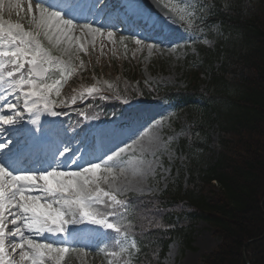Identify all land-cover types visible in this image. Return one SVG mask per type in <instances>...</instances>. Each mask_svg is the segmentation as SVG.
<instances>
[{
	"label": "snow or ice",
	"instance_id": "1",
	"mask_svg": "<svg viewBox=\"0 0 264 264\" xmlns=\"http://www.w3.org/2000/svg\"><path fill=\"white\" fill-rule=\"evenodd\" d=\"M178 2L185 11L176 18L189 29L212 8L204 0ZM92 7H102V0H93ZM161 7L173 15L172 9ZM35 10L37 14L29 21L34 31H25L19 23L0 20V42L7 46V50L0 51V57L11 65L6 76L0 71V264H15L6 258V252L17 253V250L21 264L25 261L61 264L65 255L74 250L70 238H75L77 229L70 230V226L81 223L112 230L127 240L130 225L122 223L123 213L132 201L125 194H143L145 181L155 171L154 162L147 160L145 154L154 156L158 147L167 143L158 134L149 136V130L156 127L149 122L129 137L130 142L109 149L103 156L92 158V147L81 150L62 141V150L57 145L50 152V159L48 156L32 159L33 152L50 142L53 134L40 124L37 114L61 115L53 106L52 94L58 97L64 81L72 75L71 66L54 58L39 38L41 35L49 41L55 38L59 45L63 40H73L72 33L76 31L94 38L103 36L105 27H112L94 26L96 21H89L82 0H61L59 4L35 0ZM27 11L33 13L31 2ZM106 35L111 40L114 32L109 30ZM133 39L136 45L144 43L143 37ZM120 40L124 41L125 37L121 36ZM83 50L80 45L75 51ZM64 52L70 57L75 54L71 48ZM4 67L0 63V69ZM51 69H58L61 75L48 82ZM100 91L88 88L79 99L95 97ZM76 99L73 96L71 103H76ZM145 137L147 144L143 142ZM17 162H30V165L19 167ZM46 236L59 239H37ZM113 239L116 241V237ZM129 247L138 251L134 239L120 251L127 252Z\"/></svg>",
	"mask_w": 264,
	"mask_h": 264
},
{
	"label": "trees",
	"instance_id": "2",
	"mask_svg": "<svg viewBox=\"0 0 264 264\" xmlns=\"http://www.w3.org/2000/svg\"><path fill=\"white\" fill-rule=\"evenodd\" d=\"M214 1L211 17L220 21L225 37L215 49L203 47L204 58L187 73L191 79L208 73L210 86L201 92L188 85L181 99L202 96L198 109L206 112L203 124H217L219 153L204 167L192 149L188 187L181 180L166 200L194 207L221 238L204 264H246V242L264 231V0ZM246 253L251 264H264V238L250 243Z\"/></svg>",
	"mask_w": 264,
	"mask_h": 264
},
{
	"label": "rangeland",
	"instance_id": "3",
	"mask_svg": "<svg viewBox=\"0 0 264 264\" xmlns=\"http://www.w3.org/2000/svg\"><path fill=\"white\" fill-rule=\"evenodd\" d=\"M173 6L180 7V3L177 1V3H174ZM7 7L8 6H6V8ZM23 9H25V6H23ZM20 10L21 8L19 6L14 9L12 8V12H7L4 16L8 17V19L12 21H16L17 23H23V20L18 18ZM181 11L184 13L185 9ZM35 14L37 13L34 12L29 15L26 13L24 14V18L27 19L28 16H30L31 20L32 15ZM163 21L168 23L167 20ZM28 31H34L33 27L31 26ZM78 36L80 35L75 36V46H72V43H75L73 40H63L59 45H57L55 38L49 41L45 37L43 39L42 36V40L53 49L55 53L52 54V56L54 58H58L59 60L66 62L71 67L75 62H78L76 61L77 59H81L80 55H84V53L87 54V52L91 49L95 50V53L98 54V61L94 56L91 57L92 65L95 66L98 64L101 68L106 60H111L112 55L116 56L118 54L117 51L113 50L114 48L118 49V47L115 46V40H113L111 44L109 43L110 45L108 44L101 47V43L96 44L91 37L86 36L79 39ZM183 37L184 40L182 42H178L170 46H160L154 43L141 45L144 49L143 59H141L143 74L148 81L160 83L161 85H175L180 83L183 73V61L190 52H195L193 45L194 42L192 40L194 34L187 32L186 35L183 34ZM202 42L206 45H213L214 36L211 34L204 35L202 37ZM80 45H83L84 50L75 51L79 49ZM131 45L133 46L134 44ZM148 45H152L153 47L149 48ZM68 48L74 50L75 54L71 57L66 55L64 52V49ZM149 107L151 108V111L160 115L155 119V121H153V125H156V127L149 130V136L158 134L161 141H166L167 143L166 145L158 147L154 156L151 153L145 154V158L147 160L154 162L155 171L153 174L149 175L145 181L143 185L145 191L143 194H158L163 192L174 180L176 176V169L174 165L181 163L184 159V154L180 149H178V143L189 136L190 130L186 115L183 112L172 114V110L170 108L171 106H168V103L164 102L159 105L153 104ZM148 120L152 119L149 117ZM122 121H127V119L122 118ZM144 125L148 124L134 122L123 127L121 131L118 130L120 135L114 140L115 143L113 146H122V143L125 141L130 142L129 137H131L133 133L140 130ZM215 131L212 132L213 139L210 144V149L204 154L206 164L211 162L217 154L218 137ZM113 134H115V132H113ZM112 142L113 141H111V143ZM143 142L147 144L148 137H145ZM193 231L194 249L182 250L179 241H174L171 243L169 252L165 257L166 264H202L204 255L209 253L211 250L216 249L220 239L215 235L214 231L206 221L199 220L193 228ZM130 243L131 241L128 242L129 245ZM86 259L87 258H85V260ZM25 264H28V262L25 261Z\"/></svg>",
	"mask_w": 264,
	"mask_h": 264
},
{
	"label": "bare ground",
	"instance_id": "4",
	"mask_svg": "<svg viewBox=\"0 0 264 264\" xmlns=\"http://www.w3.org/2000/svg\"><path fill=\"white\" fill-rule=\"evenodd\" d=\"M30 2L33 5V10H35V3L33 4L32 0H0V4H2V7H0V11H1L2 14H5L7 12L11 13L12 12V8L14 9L15 7H18V6L22 7V5L25 4L27 8L25 10H23V12H24V11H27L28 4ZM10 5H11V7H10ZM6 6H8V7L6 8ZM23 12H22V10H20L18 18L23 20L25 23H27V20L24 19V13ZM11 16H13V15H11ZM19 24H21L22 26H25L24 23H19ZM79 32L80 31H76V32L72 33V36L78 34ZM72 46H75V43H72ZM263 238H264V231L261 233L260 236H258V240H261Z\"/></svg>",
	"mask_w": 264,
	"mask_h": 264
},
{
	"label": "water",
	"instance_id": "5",
	"mask_svg": "<svg viewBox=\"0 0 264 264\" xmlns=\"http://www.w3.org/2000/svg\"><path fill=\"white\" fill-rule=\"evenodd\" d=\"M253 240H256V239H253ZM245 261H246L247 264H249V261H248V259L246 257H245Z\"/></svg>",
	"mask_w": 264,
	"mask_h": 264
}]
</instances>
